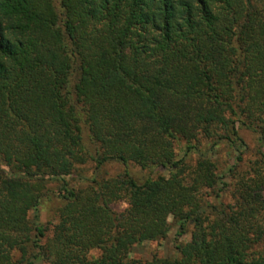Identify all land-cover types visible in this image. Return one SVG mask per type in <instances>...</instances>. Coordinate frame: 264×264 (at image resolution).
<instances>
[{
    "label": "trees",
    "instance_id": "obj_1",
    "mask_svg": "<svg viewBox=\"0 0 264 264\" xmlns=\"http://www.w3.org/2000/svg\"><path fill=\"white\" fill-rule=\"evenodd\" d=\"M241 128L257 136L248 155ZM110 161L126 168L96 176ZM49 192L61 203L42 242L28 214ZM169 217L190 234L178 256L131 257ZM39 256L264 264V0H0V264Z\"/></svg>",
    "mask_w": 264,
    "mask_h": 264
},
{
    "label": "rangeland",
    "instance_id": "obj_2",
    "mask_svg": "<svg viewBox=\"0 0 264 264\" xmlns=\"http://www.w3.org/2000/svg\"><path fill=\"white\" fill-rule=\"evenodd\" d=\"M240 134L246 141L249 151L248 153H251L252 151H256L257 149V136L244 129H240ZM85 142L87 143V135L85 136ZM176 151L178 154V157H180L183 154V142H178L175 144ZM213 158L216 160L218 169L224 173H227V169L229 166L233 163V152L226 146H222L219 148L218 152L214 154ZM195 155L191 154L189 156L190 161H194ZM125 165L119 161H110L107 162L103 168L99 169L97 171L96 176H112L119 172H122L125 169ZM81 174H76L72 178H69V182L76 186H79L84 182L85 178H91L93 177V171H94V165L89 163L82 165L81 168ZM136 178L143 179L145 178L150 172L153 174H167V171L164 169H156V170H149V169H141L139 166L130 164L127 168ZM81 177V178H80ZM229 180V178H226ZM47 187L50 190H55L58 187V184L56 182H49L47 184ZM211 202H217L214 198H209ZM223 201L229 202L231 201L229 193H226L223 195ZM61 203L60 199L57 198L52 192H49L48 196H45L42 198L41 202L37 206L36 209L29 211V218L31 220L34 219L36 216L37 221L46 229L45 230V237L42 239V242L45 241L46 237H48L51 234V227L52 224L56 220V207L59 206ZM118 209H123L126 204L125 203H118L117 205ZM169 223H170V229L168 231V234L166 238L158 241H144L140 244L135 245L131 252L130 256L133 258H139V259H150L154 254L161 257H175L178 256V250L176 249V245L180 243H184L190 239L189 232L182 235L177 236V224L174 222L172 217H169ZM92 253V251H91ZM97 251H93V254H97ZM35 264H47V262L43 259L42 256H39L35 259Z\"/></svg>",
    "mask_w": 264,
    "mask_h": 264
}]
</instances>
